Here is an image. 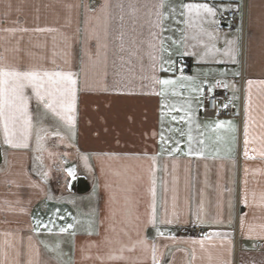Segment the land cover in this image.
<instances>
[{
  "label": "crops",
  "instance_id": "obj_1",
  "mask_svg": "<svg viewBox=\"0 0 264 264\" xmlns=\"http://www.w3.org/2000/svg\"><path fill=\"white\" fill-rule=\"evenodd\" d=\"M0 66L77 82L74 126L31 88L27 147L0 123V264H264V0H0ZM203 85L227 114L201 115Z\"/></svg>",
  "mask_w": 264,
  "mask_h": 264
},
{
  "label": "snow or ice",
  "instance_id": "obj_2",
  "mask_svg": "<svg viewBox=\"0 0 264 264\" xmlns=\"http://www.w3.org/2000/svg\"><path fill=\"white\" fill-rule=\"evenodd\" d=\"M163 7V4L160 5ZM181 8L184 10L181 12V15H186L188 20L186 21L191 26H199L207 21L209 17L214 18L216 16V8L210 6L208 3H187L182 4ZM175 11V9H172ZM215 23L213 19L211 21ZM159 26V25H158ZM26 30V29H25ZM37 31H44V29H37ZM210 39H214L211 33H208ZM164 40H160L162 45ZM173 43H176L173 41ZM226 44L231 45L232 41H226ZM162 51H166L162 49ZM211 51H219L213 45ZM231 49L228 48L225 50V55L230 54ZM187 55L188 53H184ZM169 63H171L169 61ZM161 70L167 71L162 67ZM183 79L190 80L191 77H182ZM76 80L73 78L72 72H49L41 70H25L21 71L16 68H9L5 66H0V123L3 124L4 133L8 143H11L13 147H27V136L28 131L31 127L32 118L29 113V97L26 95L25 90L31 88L32 92L35 95L37 100V105L42 106L44 109L51 111L56 116H59L62 120H65L69 126H74L75 119L74 116L69 115V113L75 112L76 106ZM156 83L162 86L174 85L175 80L171 79H162L157 80ZM251 83V81L249 82ZM194 91L196 89H193ZM202 91V90H201ZM212 89L209 88V92ZM164 92L161 91L160 95H163ZM173 120L177 118L172 117ZM181 120L184 117H180ZM191 123V120H189ZM224 121L217 123L216 127L219 128L224 125ZM19 132V137L13 142L12 137L16 136V133ZM248 129L245 127V145H247L248 140ZM189 141L193 138L189 134ZM161 140H164L163 135H161ZM203 143V141H201ZM177 149H173L176 151ZM192 148L191 144L189 145V153L191 154ZM248 153L245 151V156ZM155 162V157L151 158ZM74 170L69 169V175H72ZM155 180L153 179V185ZM153 196L152 204V217L149 223L155 224V188L150 189ZM261 199L264 200V195L261 196ZM244 203L247 206V197L244 199ZM58 211V210H57ZM113 217L115 212L112 213ZM175 215V213H174ZM62 219V217H61ZM39 223V221H37ZM164 224H171L172 221L165 219L162 221ZM72 225H68L67 228H60V232H66L68 228H71ZM241 227L243 228V220L241 221ZM249 230L252 228L250 226ZM158 235L163 236L162 232H158ZM109 243H111L109 241ZM137 243L147 247L146 240H140ZM202 243V242H201ZM131 250V249H130ZM123 248L120 249L122 253ZM108 259L118 260L124 259L122 255H109ZM152 261L153 264H158L156 258V247L152 246Z\"/></svg>",
  "mask_w": 264,
  "mask_h": 264
},
{
  "label": "built area",
  "instance_id": "obj_3",
  "mask_svg": "<svg viewBox=\"0 0 264 264\" xmlns=\"http://www.w3.org/2000/svg\"><path fill=\"white\" fill-rule=\"evenodd\" d=\"M233 11H229L224 15L220 16L221 21H227L228 19L233 18ZM178 63L183 70H187L189 66V60L186 58H179ZM209 86L203 85L202 91L204 94V102L201 107V115L204 117H213L217 114L225 115L228 110L227 107L232 103L231 96L228 91L214 85L211 87L212 91L209 92ZM204 229L200 227H192L190 229V233L193 235H198L203 233Z\"/></svg>",
  "mask_w": 264,
  "mask_h": 264
},
{
  "label": "water",
  "instance_id": "obj_4",
  "mask_svg": "<svg viewBox=\"0 0 264 264\" xmlns=\"http://www.w3.org/2000/svg\"><path fill=\"white\" fill-rule=\"evenodd\" d=\"M0 161H1V152H0ZM87 190H88V187H85V188L80 189L79 192L82 193V192H86Z\"/></svg>",
  "mask_w": 264,
  "mask_h": 264
},
{
  "label": "rangeland",
  "instance_id": "obj_5",
  "mask_svg": "<svg viewBox=\"0 0 264 264\" xmlns=\"http://www.w3.org/2000/svg\"><path fill=\"white\" fill-rule=\"evenodd\" d=\"M182 90H184V89L182 88Z\"/></svg>",
  "mask_w": 264,
  "mask_h": 264
}]
</instances>
